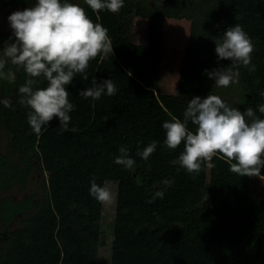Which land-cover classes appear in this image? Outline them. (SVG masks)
<instances>
[{
	"label": "trees",
	"instance_id": "obj_1",
	"mask_svg": "<svg viewBox=\"0 0 264 264\" xmlns=\"http://www.w3.org/2000/svg\"><path fill=\"white\" fill-rule=\"evenodd\" d=\"M69 2L79 4L94 23L108 29L113 54L90 61L87 77L78 74L65 86L74 105L68 130L59 131L60 121L53 118L40 135L28 123L30 109L19 102L22 97L18 89L29 77L23 68L10 63L6 66L5 71L11 68L16 80L14 84L0 80V101L11 98L12 103L11 107L0 103V121L16 130L10 145L23 156L26 166L33 164L36 155L46 178L40 204L31 195L18 201L0 196V264H92L108 229L114 237L112 254L121 264H264V198L256 203L254 198L223 195L226 161L220 156L210 162L211 186H202L203 163L199 174H189L175 164L184 145L168 149L162 127L172 117L183 122V113L194 97L218 95L224 101L225 88L213 82L211 89L205 80L208 67L218 59L216 40L237 24L254 45L251 63L256 70L250 72L243 65L235 68L253 87L255 97L251 102H264L260 95L264 92V0H124L118 13L93 12L84 0ZM35 3L0 0V7L23 10ZM134 14L190 20L185 94L179 99L155 95L150 82H141L140 78H147L156 69L157 51L142 43L132 44ZM8 23L6 18L0 22V51L15 40L12 29H2ZM128 64L134 72V86H127ZM93 79L97 84L112 80L116 93L104 94L99 100L80 97L81 91L92 86ZM34 87H47V82L41 78ZM168 114L170 119L164 118ZM187 127L196 129L190 121ZM154 140L158 142L156 151L145 161L137 152ZM121 146H126L134 159L133 169L114 162ZM156 152L171 158V174L164 175L158 169ZM120 166L123 181L118 182L116 191L122 214L119 222L104 224L95 208L96 199L90 195L91 185L84 189L85 181L102 173L116 180ZM27 176V168L0 158V192L18 180L23 185ZM164 180L171 185L165 186ZM159 190H164L163 198L148 203ZM19 215L24 217L23 224L9 230ZM251 217L256 219V228L262 230L260 237L251 236L253 232L249 237L241 227Z\"/></svg>",
	"mask_w": 264,
	"mask_h": 264
},
{
	"label": "clouds",
	"instance_id": "obj_2",
	"mask_svg": "<svg viewBox=\"0 0 264 264\" xmlns=\"http://www.w3.org/2000/svg\"><path fill=\"white\" fill-rule=\"evenodd\" d=\"M84 2L96 13L102 10L118 13L124 6V0ZM8 21L15 40L0 51V80L15 83L16 74L12 69L5 71L9 63L23 68L29 78L18 89L22 97L19 102L30 109L27 119L32 131L40 135L42 127L48 126L53 118L60 121L59 131H67L74 105L69 102L65 86L71 84L78 74L86 78L90 61L113 54L108 29L94 23L83 7L69 0H36L35 6L13 12ZM215 43L218 59L232 61L230 67L208 73L216 87L227 88L237 83L239 72L233 68L238 65H243L250 72L256 70L251 63L254 45L239 24L229 27ZM41 78L47 82V87H34ZM116 91L112 80L97 84L93 79L92 86L81 91L80 97L99 100L102 95L112 96ZM260 95L264 96V92ZM0 103L5 107L12 106L11 98ZM258 110L264 113V105H260ZM189 121L196 126L194 132L187 127ZM162 127L166 131L164 143L168 149L174 150L183 143V151L174 163L187 173L199 174L202 163L212 167V159L220 156L229 164L231 172L241 177L264 179L261 176L264 168V119L259 118L252 108L242 113L218 95L197 96L187 104L183 122L172 117ZM157 143L152 141L137 155L148 160L156 151ZM119 152L114 162L125 169H133L135 161L130 158L128 148L121 146ZM162 183L171 185L168 180ZM164 194V190L156 191L148 203L156 198L162 199ZM90 195L103 205L114 202L112 192L98 185L95 179L91 182Z\"/></svg>",
	"mask_w": 264,
	"mask_h": 264
},
{
	"label": "rangeland",
	"instance_id": "obj_3",
	"mask_svg": "<svg viewBox=\"0 0 264 264\" xmlns=\"http://www.w3.org/2000/svg\"><path fill=\"white\" fill-rule=\"evenodd\" d=\"M26 9V8H24ZM23 9V10H24ZM20 8H8L0 7V22L8 17L15 11H23ZM240 16L245 17L244 12H239ZM264 26V25H263ZM2 29H11L8 23L7 27ZM190 37V20L186 18H176L173 16H158L156 18H149L134 14L132 20V44L142 43L157 51V65L152 75H149L145 79H141L144 84H152V92L155 95H170L171 97H179L185 94L186 84V63H187V48ZM153 53V52H152ZM230 67L222 60H215L210 67H208L207 77L205 84L212 89L213 79L209 78L208 73L213 70H219L221 68ZM127 86L133 85L132 76L134 74L130 64L127 66ZM233 71H238L239 75L236 77L237 83H232L229 87L225 88L224 102L230 107H235L242 113L247 108H252L256 115L264 119V113H260L258 108L260 105H264V102L259 104H253L251 99L255 97L253 94V87L245 83L242 73L233 68ZM261 93V92H260ZM181 99V98H180ZM164 118L170 119V115H165ZM6 121H0V158H5L11 163L18 164L24 168H27L28 176L22 185L21 181H16L13 186L5 188L0 192V196H12L15 201L21 200L24 197L32 196L34 200L40 204L44 193V178H46L45 172L41 169L40 162L36 155L34 156L33 164L26 166L23 156L10 145V141H13L16 135V130L12 129ZM195 131V129H189ZM13 143V142H12ZM29 154V153H27ZM157 154V166L158 169L164 174L169 175L173 170V161L164 152H156ZM31 158V157H30ZM203 178L204 183L202 186L210 187V167L204 164ZM229 164L226 162L223 171V185L221 193L223 195H233L243 198H254L257 203L258 199L264 198V179L260 177H248L239 176L229 170ZM120 166L118 177L116 180H112L106 177L105 173H102L99 177L95 178V182L101 187L108 188L114 197V202L111 205H103L95 200V208L101 214L103 223L120 221V215L122 212L118 206V195L116 189L118 188V182L123 181V175ZM261 176H264V168L261 169ZM93 179H86L84 188L86 191L91 185ZM85 191V192H86ZM75 193V192H74ZM73 193V195H74ZM68 199L67 196L65 197ZM76 199L81 197L75 196ZM75 202V201H73ZM77 203V202H75ZM75 203H72L75 206ZM78 204V203H77ZM80 205V204H79ZM232 219L231 215H228ZM24 217L18 216L12 221L8 227L9 230H14L16 227L23 224ZM247 222L242 224V228L246 229L251 236L260 237L262 230L256 228V219L249 218ZM234 221V220H232ZM261 231V232H260ZM113 234L110 229L106 230L102 238L101 247L98 253V257L92 264H121L117 261L111 251V241L113 240ZM5 240V239H4ZM3 240V241H4ZM59 243V241H58ZM62 246V243H59ZM69 259H73L70 255ZM125 264V263H124Z\"/></svg>",
	"mask_w": 264,
	"mask_h": 264
}]
</instances>
